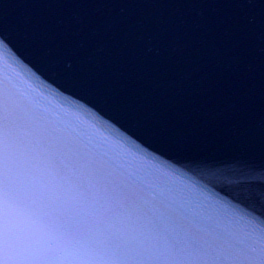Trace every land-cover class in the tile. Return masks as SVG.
Segmentation results:
<instances>
[{
  "label": "water",
  "instance_id": "water-1",
  "mask_svg": "<svg viewBox=\"0 0 264 264\" xmlns=\"http://www.w3.org/2000/svg\"><path fill=\"white\" fill-rule=\"evenodd\" d=\"M221 231L264 236V0H0V80Z\"/></svg>",
  "mask_w": 264,
  "mask_h": 264
},
{
  "label": "snow or ice",
  "instance_id": "snow-or-ice-1",
  "mask_svg": "<svg viewBox=\"0 0 264 264\" xmlns=\"http://www.w3.org/2000/svg\"><path fill=\"white\" fill-rule=\"evenodd\" d=\"M0 264H264V236L221 231L8 76L0 80Z\"/></svg>",
  "mask_w": 264,
  "mask_h": 264
}]
</instances>
